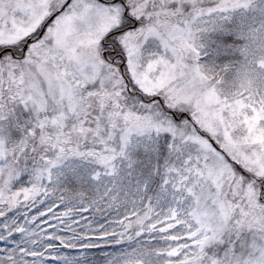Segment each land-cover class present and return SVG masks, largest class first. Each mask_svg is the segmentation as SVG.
Segmentation results:
<instances>
[{
	"label": "snow or ice",
	"instance_id": "6c2138e0",
	"mask_svg": "<svg viewBox=\"0 0 264 264\" xmlns=\"http://www.w3.org/2000/svg\"><path fill=\"white\" fill-rule=\"evenodd\" d=\"M0 264H264V0H0Z\"/></svg>",
	"mask_w": 264,
	"mask_h": 264
}]
</instances>
